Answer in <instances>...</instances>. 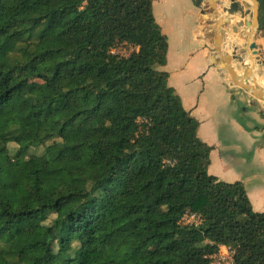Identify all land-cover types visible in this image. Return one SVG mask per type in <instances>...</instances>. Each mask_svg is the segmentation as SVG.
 <instances>
[{"label": "trees", "instance_id": "1", "mask_svg": "<svg viewBox=\"0 0 264 264\" xmlns=\"http://www.w3.org/2000/svg\"><path fill=\"white\" fill-rule=\"evenodd\" d=\"M153 2L0 0V264H211L221 245L264 264V212L208 173Z\"/></svg>", "mask_w": 264, "mask_h": 264}, {"label": "crops", "instance_id": "2", "mask_svg": "<svg viewBox=\"0 0 264 264\" xmlns=\"http://www.w3.org/2000/svg\"><path fill=\"white\" fill-rule=\"evenodd\" d=\"M244 9L251 0H242ZM228 0H154L153 15L167 37L168 84L183 107L197 119L200 143L211 147L209 174L225 182H241L253 210L264 212V111L262 100L238 82H247L234 68V55L248 56L246 22L228 14ZM228 20V21H227ZM251 21V20H250ZM239 22L242 26L236 27ZM236 27V31H234ZM222 52L237 77L220 71Z\"/></svg>", "mask_w": 264, "mask_h": 264}, {"label": "water", "instance_id": "3", "mask_svg": "<svg viewBox=\"0 0 264 264\" xmlns=\"http://www.w3.org/2000/svg\"><path fill=\"white\" fill-rule=\"evenodd\" d=\"M233 4H231L230 7H223V11H226L228 14H233V13H240V16L243 17L244 15V11H242V9L238 6V3L234 2L235 0H231ZM255 1V9L254 11L252 12V20H248L246 22V26H247V30H246V34L248 36V40H249V43L247 44V47H248V58L250 59H255L258 63H261V64H264L262 63V61L259 59V48H258V45H257V38H258V35L260 34V30H259V21H258V3L256 0ZM243 24V22H239V24H237L236 27H241ZM236 27H234V31H236ZM222 52L220 51H216V54H215V64L217 66L218 69H220V71H226L228 72L233 78H236L237 75H236V72H234V70L232 69L233 67H231L229 64L226 63L225 65V62L223 60V56L225 55H222L221 54ZM233 60L236 61L237 64L234 65V68L236 69H240L242 67H244V69L246 70V67H245V57H243L242 55L238 54V55H234L232 56ZM245 70L243 71L244 75H245ZM238 85L241 86V87H244L246 86L245 83L243 82H238ZM247 88V87H245ZM246 90H249V88H247ZM255 92V91H254ZM254 92H252V94L255 96V97H258L259 99H261V95H257L255 94ZM262 100V99H261ZM263 110V109H262Z\"/></svg>", "mask_w": 264, "mask_h": 264}, {"label": "bare ground", "instance_id": "4", "mask_svg": "<svg viewBox=\"0 0 264 264\" xmlns=\"http://www.w3.org/2000/svg\"><path fill=\"white\" fill-rule=\"evenodd\" d=\"M253 2V8L250 9H244V5L242 0H235L234 2L238 3V6L242 9V11H244V15L242 18H245L246 16H249L255 9V1L251 0ZM232 1L228 0V3L225 5L226 7H230L231 6ZM228 21V20H227ZM249 43V42H248ZM245 57V79L247 80V82H243L245 83L246 86L241 87L244 90H246L247 88H249L250 92H254L257 95H261V99L262 101H264V71H262V69L258 66V62L255 59H250L247 56ZM260 75V77H259ZM247 87V88H245Z\"/></svg>", "mask_w": 264, "mask_h": 264}, {"label": "rangeland", "instance_id": "5", "mask_svg": "<svg viewBox=\"0 0 264 264\" xmlns=\"http://www.w3.org/2000/svg\"><path fill=\"white\" fill-rule=\"evenodd\" d=\"M250 9L253 8V2H250ZM223 9V8H222ZM240 14V13H239ZM250 20H252V13L250 14ZM258 48H259V59L262 61V63H264V38L261 36V34L258 35V38L256 40ZM115 53L120 54V55H128L132 50H133V46L129 45V44H125V43H119L116 44L114 47ZM258 66L262 69V71H264V69L261 66V63H258ZM241 70V68H240ZM260 77V75H259ZM241 82V81H240ZM262 106H263V111H264V101H262ZM16 144L14 143H9L8 144V148L10 150L11 153H13L16 149ZM45 149V145L43 146H37V147H32L29 150L30 154H41L43 153ZM224 256V259H219L218 257L214 260H212L213 264H223V262L229 260V258L232 256V254H234V249H229L228 252H226L225 248H221L220 247V253Z\"/></svg>", "mask_w": 264, "mask_h": 264}, {"label": "built area", "instance_id": "6", "mask_svg": "<svg viewBox=\"0 0 264 264\" xmlns=\"http://www.w3.org/2000/svg\"><path fill=\"white\" fill-rule=\"evenodd\" d=\"M111 52L112 53H115V50L114 48L111 49ZM201 219H200V216L194 212H185L184 215L182 216L181 218V222L184 223V224H195L197 225L198 223H200ZM221 248H225L226 252L229 251V249H231L230 247L228 246H225V245H221L220 246ZM220 247H219V250L217 253H215L213 256H211V259L214 260L216 259L217 257L219 259H224V256L222 254H219L220 253ZM211 260V264H213ZM223 264H233V254L232 256L229 258V260H227L226 262L224 261Z\"/></svg>", "mask_w": 264, "mask_h": 264}]
</instances>
